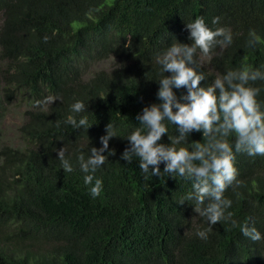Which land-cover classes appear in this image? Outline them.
I'll list each match as a JSON object with an SVG mask.
<instances>
[{
  "label": "trees",
  "instance_id": "trees-1",
  "mask_svg": "<svg viewBox=\"0 0 264 264\" xmlns=\"http://www.w3.org/2000/svg\"><path fill=\"white\" fill-rule=\"evenodd\" d=\"M201 16L209 29L228 28L233 36L211 59L197 53L201 87L229 70L264 71V0H0L3 94L10 86L22 89L35 108L20 129L27 145L0 150V264H264V156L236 153L242 183L224 196L237 226L217 223L206 240L196 235L207 223L193 202L177 205L192 191L190 181L166 173L145 179L138 158L121 159L131 147L127 137L141 127L137 115L161 103L158 82L170 74L161 72L157 55L176 42L190 46L185 25ZM250 33L260 41L253 47ZM108 59L110 67L88 71ZM252 86L261 88L264 109V82ZM173 91L186 95L183 88ZM48 96L60 99L49 108L33 106ZM77 101L86 111L72 112ZM70 116H87L92 126L74 129L66 123ZM108 123L115 137L102 153L108 161L95 173L103 185L93 198L78 157L87 160L91 148L102 147ZM192 142H203L201 133H191L183 146ZM63 147L70 173L57 157ZM242 224L262 239L243 236Z\"/></svg>",
  "mask_w": 264,
  "mask_h": 264
},
{
  "label": "clouds",
  "instance_id": "clouds-1",
  "mask_svg": "<svg viewBox=\"0 0 264 264\" xmlns=\"http://www.w3.org/2000/svg\"><path fill=\"white\" fill-rule=\"evenodd\" d=\"M220 17L213 18L212 23L218 24ZM189 32L191 45L174 43L162 54L157 55L156 63L160 66L163 76L158 82L157 99L160 104H153L142 109L143 114L137 115L141 127L133 131L127 140L131 145L126 148L121 159L127 163L138 158L139 169L145 179L160 177L163 173L169 178H180L190 181L192 191L181 198L177 205L186 201L193 202V211L203 218L207 228L197 230L200 239H207L212 226L222 221H231L232 213L228 212L232 201L225 198L224 193L230 187H239L241 181L237 179L238 171L235 167L236 153H243L249 157L264 156V109L257 97L261 88L252 86L256 81L264 82V71L244 68L229 70L218 75L210 86L201 87L205 81L201 67L197 63V53L211 59L215 49L221 51L233 43L232 32L228 28L219 27L211 30L204 18L197 17L193 22L185 25ZM252 39L248 45L253 47L259 43L255 33H250ZM49 37H44V42ZM186 90V95L177 97L173 89ZM59 97L48 96L44 100L34 102V107L49 108ZM72 112L86 111L82 101H77L71 107ZM168 122L175 126L176 134L169 136ZM66 123L74 129L84 128L86 131L92 126L87 116L77 121L74 116L68 117ZM106 135L100 137L102 147L90 149L91 155L85 160L83 154L78 157L80 169L86 175L84 184L90 187V195L96 198L102 191L103 181L95 177L108 156L102 155L109 148V140L115 137L114 126L108 123ZM193 132L201 133L203 142H192L190 147L189 135ZM163 136H167L169 143H160ZM229 137L234 138L230 143ZM108 151V155H114ZM64 172H72L69 160L65 158V148L57 151ZM163 164V172L160 165ZM151 169V171H150ZM94 182V183H93ZM241 234L253 242L262 239L261 233L255 227L247 224L239 226Z\"/></svg>",
  "mask_w": 264,
  "mask_h": 264
},
{
  "label": "rangeland",
  "instance_id": "rangeland-1",
  "mask_svg": "<svg viewBox=\"0 0 264 264\" xmlns=\"http://www.w3.org/2000/svg\"><path fill=\"white\" fill-rule=\"evenodd\" d=\"M112 64V60L101 61L89 68V72L96 69L108 68ZM4 62H0V150L2 148L21 149L27 145L26 141L20 136V129L25 120L27 111H34L35 108L28 106L26 94L22 89L14 90L10 86L6 95L3 94L1 74L4 71ZM7 181L10 178L4 177Z\"/></svg>",
  "mask_w": 264,
  "mask_h": 264
}]
</instances>
